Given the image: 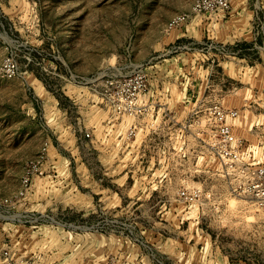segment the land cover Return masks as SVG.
<instances>
[{
  "label": "rangeland",
  "instance_id": "obj_1",
  "mask_svg": "<svg viewBox=\"0 0 264 264\" xmlns=\"http://www.w3.org/2000/svg\"><path fill=\"white\" fill-rule=\"evenodd\" d=\"M193 1L0 0V153L6 156L8 174L0 181V195L16 193L32 161L39 160L43 173L33 175L15 211L54 218L0 224V233L6 228L7 234L4 242L0 238L3 253L36 264H177L173 256L180 245L174 238H190L203 228L213 234L230 264H264V205L234 189V176L222 170L209 147L210 104L200 107L189 97L186 108L177 107L180 91L196 90L207 71L216 83L227 84L220 64L233 50L207 38H175L177 28L167 24L173 15L191 11ZM259 41L264 43V36ZM245 51L258 56L251 46ZM8 56L19 67L13 77L3 76ZM157 60L165 61L166 84L178 94L171 107L150 103L144 92L150 109L135 118L118 115L100 98L102 74L142 66L149 77ZM256 98L252 102L264 108V95ZM84 101L101 106L102 113L85 115ZM94 121L122 122L128 138L132 124L137 136L142 125L158 126L157 147L145 159L132 165L127 147L123 151L121 166L124 173L135 169L133 179L90 180L85 164L96 175L103 169L85 136ZM234 131L244 146L242 134ZM255 134L254 161L262 162L261 139ZM170 135L182 147L176 151L171 145L166 152L157 166L161 177L144 176L156 168L151 159L163 151ZM101 182L123 197L117 209L108 206L111 194L101 191ZM156 182L161 188L153 193L147 187ZM184 187H198L202 193L187 201L178 193ZM169 236L172 250L166 249ZM189 243L196 246L195 240Z\"/></svg>",
  "mask_w": 264,
  "mask_h": 264
},
{
  "label": "crops",
  "instance_id": "obj_2",
  "mask_svg": "<svg viewBox=\"0 0 264 264\" xmlns=\"http://www.w3.org/2000/svg\"><path fill=\"white\" fill-rule=\"evenodd\" d=\"M258 12L264 15L262 0H231V8L229 10L194 14L185 27L182 26L174 30L176 39L199 41L202 38H207L218 43L227 44L233 48V51L228 55V59L223 64L219 63L221 72L227 76V84L223 81L216 83L215 76L211 78L208 76L209 72L207 71L205 72L207 76L197 83L196 90L185 88V91H180L177 107L186 108L190 97L191 100L195 98L196 103H199L200 107L207 106L212 101L218 100L226 107L237 108L239 116L233 120V124L234 129L241 133L245 140L242 152L247 160L256 159L253 153L257 151V148L252 143V137L256 135L255 132L260 136L259 148L264 153V135H262L264 133V110L262 109L264 108L261 109L260 105L252 102L257 99L256 97L264 95V87L262 86L264 78V43L259 41L255 32V19ZM247 46H251L258 53V56L254 58L246 53ZM158 56L161 57L160 55ZM164 62V60L152 62L153 74H151L152 76L148 75V87L145 94L150 103L155 102L157 105L163 104L171 107L172 99L177 97L178 94L173 91L172 86L166 84L168 73L164 69ZM76 91L78 90L73 92L75 96ZM83 107L85 115L95 114L97 117L103 111L101 106L93 105L86 101H84ZM255 125L257 126L254 127ZM140 128L144 130L140 136H137V130L135 136H129L131 138H128L127 132H125L126 127L122 122H90V130L88 129L91 134L88 139L89 148L97 152V160L103 167L101 169L102 173L96 175L93 173L91 166L85 164V172L90 175V180L94 179L97 183L101 180L117 181L123 176L134 178L135 169L126 170L124 173L125 168L121 166L125 156L123 152L125 147H127V154L132 165L145 159L147 152L157 147L155 139L156 134H158L156 132L158 126L142 125ZM159 129L163 130V128ZM3 140L5 141V138ZM180 141L177 136L173 137L170 135L165 138L163 151L159 152L157 158L152 157L151 159V162L155 163L156 168L153 171H148L144 176H149L150 178L153 176L161 177L163 172H160L157 166H159L160 162L166 160V152H171V145L176 148V151L177 147H182ZM176 155L182 159L180 153ZM183 157H185V154H183ZM21 160L22 157L20 156L19 162ZM6 162L5 154L0 153V181L8 177ZM163 176H165V172ZM99 186L102 188L101 191L105 190L111 194V198L108 199V202H110L108 204L109 207L117 209L118 205L123 203V197L119 195L118 191H114L111 185H105L104 182H101ZM147 188L154 193L159 191L161 186H158L156 182V184H150ZM4 194L6 195L7 193ZM8 222L4 220L0 221V224L6 225ZM5 229L0 233V238L3 242L7 236ZM180 233H182L181 230ZM185 240H188V242ZM191 240L196 241V246L189 243ZM172 241L173 238L169 236L166 249L171 248L172 250ZM174 241L175 245H180V249H175L173 256L174 262L177 264L182 263L184 259L187 260L188 264H230L229 258L223 253L221 248L215 246L213 234L203 228L197 231V235L193 234L187 239H183L182 234H180L179 237L174 238ZM0 264H4L3 250L1 248Z\"/></svg>",
  "mask_w": 264,
  "mask_h": 264
},
{
  "label": "built area",
  "instance_id": "obj_3",
  "mask_svg": "<svg viewBox=\"0 0 264 264\" xmlns=\"http://www.w3.org/2000/svg\"><path fill=\"white\" fill-rule=\"evenodd\" d=\"M231 0H194L191 11L173 15L167 26L169 29L180 28L191 19L192 14L229 10ZM255 23L257 38L264 36V16L257 13ZM225 44H221L224 47ZM233 51V50H232ZM30 59V58H29ZM112 74L104 73L100 98L106 102L118 115L140 117L144 115L150 106L142 98L147 90L148 77L142 66L131 71H123L115 67ZM3 76L13 77L19 73L18 64L10 56L6 57L2 66ZM210 114V126L212 130L211 140L208 143L213 154L218 159L222 170L228 175H233L236 180L235 190L244 194L262 206L264 205V161L247 160L244 158L243 140L237 137L234 131L233 120L239 116L237 108L224 106L220 101L214 100L208 107ZM137 125L132 124L128 132L129 136H135ZM90 137V132H85ZM38 161H32L33 165L24 173L21 188L13 195H0V219L6 221L17 220L19 222L54 221V218L46 213H24L15 211L17 205L24 198L29 189L33 175L42 174ZM179 195L187 201L195 200L202 193L198 187L181 188ZM4 264H36L29 259L14 258L8 251L3 253Z\"/></svg>",
  "mask_w": 264,
  "mask_h": 264
}]
</instances>
